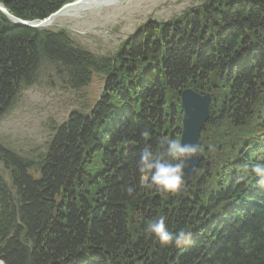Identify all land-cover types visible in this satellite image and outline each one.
Masks as SVG:
<instances>
[{"label":"trees","instance_id":"trees-1","mask_svg":"<svg viewBox=\"0 0 264 264\" xmlns=\"http://www.w3.org/2000/svg\"><path fill=\"white\" fill-rule=\"evenodd\" d=\"M75 1L0 4L40 21ZM42 73L71 91L95 77L104 89L38 155L0 143L1 261L264 264V0H205L104 57L0 11V121ZM186 89L213 97L190 182L179 160Z\"/></svg>","mask_w":264,"mask_h":264},{"label":"rangeland","instance_id":"rangeland-1","mask_svg":"<svg viewBox=\"0 0 264 264\" xmlns=\"http://www.w3.org/2000/svg\"><path fill=\"white\" fill-rule=\"evenodd\" d=\"M205 0H116L73 17H59L49 30L66 31L81 47L97 56H113L149 22L168 23L202 5ZM104 80L71 91L42 73L38 83L24 91L13 109L0 121V143L20 155H38L72 111L92 105L101 97ZM0 172L5 174L0 164ZM8 180V178L6 177Z\"/></svg>","mask_w":264,"mask_h":264},{"label":"water","instance_id":"water-1","mask_svg":"<svg viewBox=\"0 0 264 264\" xmlns=\"http://www.w3.org/2000/svg\"><path fill=\"white\" fill-rule=\"evenodd\" d=\"M84 0H77L62 7L49 18L41 21H24L12 16L2 5L0 11L5 14L15 25L34 29H44L48 24L60 17L66 10L79 6ZM212 96L198 94L191 89L181 93V105L183 108L182 134L179 149V157L182 162L181 176L189 182L200 166V135L211 118ZM0 264H5L0 261Z\"/></svg>","mask_w":264,"mask_h":264},{"label":"bare ground","instance_id":"bare-ground-1","mask_svg":"<svg viewBox=\"0 0 264 264\" xmlns=\"http://www.w3.org/2000/svg\"><path fill=\"white\" fill-rule=\"evenodd\" d=\"M116 0H84V2L76 7L66 10L60 17H73L78 11H88L99 5H108ZM56 22V19L48 24V27H52Z\"/></svg>","mask_w":264,"mask_h":264}]
</instances>
